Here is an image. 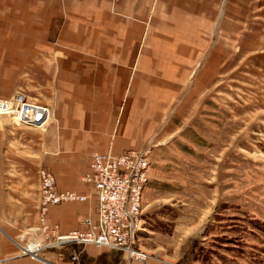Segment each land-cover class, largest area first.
Listing matches in <instances>:
<instances>
[{
	"label": "rangeland",
	"instance_id": "1",
	"mask_svg": "<svg viewBox=\"0 0 264 264\" xmlns=\"http://www.w3.org/2000/svg\"><path fill=\"white\" fill-rule=\"evenodd\" d=\"M20 2L0 0V90H10L0 96L22 92L51 107L53 117L46 125L57 123L53 90L43 92L24 73L26 56L39 51L40 39L14 31L12 45L10 30L24 23ZM56 8L44 7L46 16L29 14L32 21L37 15L38 24H47L44 44L52 50H44V61L79 46L72 26L85 27L70 18L74 6H59L55 13ZM215 13L207 34L170 37L177 50L159 55L175 58L171 66L146 68L148 132L140 148H132L152 144L142 195L144 230L136 235L144 258L126 254L115 264H264V22L263 29L233 33V47L226 36L216 46ZM82 36L85 47L80 48L98 47L94 36ZM203 37L206 44L199 49ZM37 53L32 64L40 63ZM39 213L38 207L40 225ZM65 251L64 259L74 264Z\"/></svg>",
	"mask_w": 264,
	"mask_h": 264
},
{
	"label": "crops",
	"instance_id": "2",
	"mask_svg": "<svg viewBox=\"0 0 264 264\" xmlns=\"http://www.w3.org/2000/svg\"><path fill=\"white\" fill-rule=\"evenodd\" d=\"M20 3L24 23L19 22L10 30L12 45L16 44L14 31H21L26 38L40 39L37 48L40 52L26 56L24 73L43 92L53 90L50 103L57 123H48L45 128L14 126L7 116L0 115V264H72L64 259L66 249L71 260L74 254H79L74 264L98 260L100 264L121 263L126 254L92 245L71 244L62 250L41 251L39 255L44 260L20 252L17 242L24 231L39 225L38 168L45 166L52 171L59 190L90 194L91 188L81 177L88 171L93 153L119 154L140 148L143 134L148 132L145 71L174 63L171 55L168 58L159 55L177 50L171 46L170 37L207 34L206 26H212L218 10L217 26L212 28L218 35L214 45L223 44L222 37L226 36L228 45L233 47V33L263 29L264 0H21ZM59 6H74L70 18L85 26H72L74 42L85 47L82 35L86 34L85 39L92 35L98 47L71 46L63 52L55 51L56 54L49 52L55 57L44 61V50L52 49L44 44L47 24H38L37 18L46 16L44 7H57V13ZM33 13L38 16H33L32 21L29 14ZM6 16L13 24V17ZM64 38L71 43L68 35L64 34ZM202 43L206 44V37L199 49L203 48ZM36 53L38 65L32 64V55ZM154 54L158 56L150 58ZM150 60L153 63L149 64ZM9 91L0 90V95ZM13 97L0 96V99ZM96 204L91 198L51 206L47 221L58 225L63 234L86 231L88 225L83 219H95Z\"/></svg>",
	"mask_w": 264,
	"mask_h": 264
},
{
	"label": "built area",
	"instance_id": "3",
	"mask_svg": "<svg viewBox=\"0 0 264 264\" xmlns=\"http://www.w3.org/2000/svg\"><path fill=\"white\" fill-rule=\"evenodd\" d=\"M0 115L7 116L14 126L30 128H42L53 117L49 105L33 102L22 92L15 93L13 99H0ZM151 146L149 144L142 150L130 149L119 154L111 151L93 153L90 167L82 175V181L92 190L90 195L59 190L52 171L40 168V225L24 234L19 243L20 252L23 255L31 254L34 259L32 254L39 256L41 251L63 249L66 245L74 244L92 245L142 257L143 253L136 247V235L144 230L142 195L148 179L147 155ZM91 198L97 203V213L95 219H83L88 230H73L63 234L58 225L46 222L51 206ZM32 245L34 248L30 250ZM73 258L78 261L79 254H74Z\"/></svg>",
	"mask_w": 264,
	"mask_h": 264
},
{
	"label": "bare ground",
	"instance_id": "4",
	"mask_svg": "<svg viewBox=\"0 0 264 264\" xmlns=\"http://www.w3.org/2000/svg\"><path fill=\"white\" fill-rule=\"evenodd\" d=\"M85 183V182H84ZM86 184V183H85ZM87 185V184H86ZM89 186V185H88ZM91 192H92V190H91ZM91 192H90V194H91ZM78 193V192H77ZM80 194V193H79ZM81 194H83V193H81ZM90 194H85V195H90ZM80 202H84V201H80ZM65 203H71V202H65ZM65 203H62V204H65ZM97 213V212H96ZM96 218V217H95ZM92 219V218H91ZM19 245V244H18ZM33 248H34V246L32 245V246H30V250H33ZM20 249V248H19ZM27 250H25V252H26ZM27 252H29V251H27ZM22 253V252H21ZM29 255H31V254H29ZM33 255V257L34 258H37V259H39V258H42V256H38V255H36V254H32ZM43 260L45 259V258H42Z\"/></svg>",
	"mask_w": 264,
	"mask_h": 264
}]
</instances>
